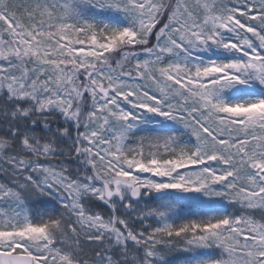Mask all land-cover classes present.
I'll use <instances>...</instances> for the list:
<instances>
[{"label": "snow or ice", "instance_id": "1", "mask_svg": "<svg viewBox=\"0 0 264 264\" xmlns=\"http://www.w3.org/2000/svg\"><path fill=\"white\" fill-rule=\"evenodd\" d=\"M178 252L264 264V0H0V264Z\"/></svg>", "mask_w": 264, "mask_h": 264}, {"label": "rangeland", "instance_id": "2", "mask_svg": "<svg viewBox=\"0 0 264 264\" xmlns=\"http://www.w3.org/2000/svg\"><path fill=\"white\" fill-rule=\"evenodd\" d=\"M72 170L75 171V167L74 165L72 166ZM97 211H104L105 214H107V210L106 209H103V208H98V209H95ZM187 256L188 254L186 253H174L171 257V264H177L178 261L180 260H184V259H187Z\"/></svg>", "mask_w": 264, "mask_h": 264}, {"label": "trees", "instance_id": "3", "mask_svg": "<svg viewBox=\"0 0 264 264\" xmlns=\"http://www.w3.org/2000/svg\"><path fill=\"white\" fill-rule=\"evenodd\" d=\"M186 259L178 261L177 264H185Z\"/></svg>", "mask_w": 264, "mask_h": 264}]
</instances>
